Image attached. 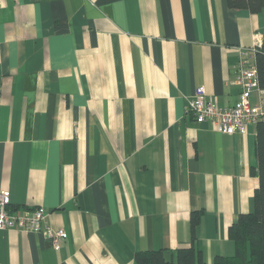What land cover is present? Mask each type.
<instances>
[{"label":"crops","instance_id":"1","mask_svg":"<svg viewBox=\"0 0 264 264\" xmlns=\"http://www.w3.org/2000/svg\"><path fill=\"white\" fill-rule=\"evenodd\" d=\"M256 43L264 9L227 0H0V193L68 233L57 251L0 229V264L235 254L229 228L259 184L257 123L224 133L186 105L199 86L234 105L239 48Z\"/></svg>","mask_w":264,"mask_h":264},{"label":"built area","instance_id":"2","mask_svg":"<svg viewBox=\"0 0 264 264\" xmlns=\"http://www.w3.org/2000/svg\"><path fill=\"white\" fill-rule=\"evenodd\" d=\"M261 43L253 47H240L239 58L235 64L233 83L240 86V98L231 106L218 105L207 97L205 86L195 90L194 97L187 102V113L199 123H211L224 133H245L251 123L264 119V103L251 102V94L260 90L256 53ZM48 212L43 206L19 212L11 207L9 191L0 193V229H23L46 235L51 246L59 251L68 233L63 227L55 228L49 224Z\"/></svg>","mask_w":264,"mask_h":264},{"label":"trees","instance_id":"3","mask_svg":"<svg viewBox=\"0 0 264 264\" xmlns=\"http://www.w3.org/2000/svg\"><path fill=\"white\" fill-rule=\"evenodd\" d=\"M227 2L232 8L248 9L253 13L264 9V0H227ZM256 65L259 86L263 92L261 101L264 103V48L262 47L258 48L256 53ZM256 156L259 184L255 190L254 210L239 214L229 228V236L236 245L235 254L217 255L208 262L201 257V251L194 247L178 250L176 259L173 252L163 248L139 251L136 254L137 262L139 264H264V119L257 123ZM194 215L195 225L198 218Z\"/></svg>","mask_w":264,"mask_h":264},{"label":"rangeland","instance_id":"4","mask_svg":"<svg viewBox=\"0 0 264 264\" xmlns=\"http://www.w3.org/2000/svg\"><path fill=\"white\" fill-rule=\"evenodd\" d=\"M259 91L261 92L262 90L260 89Z\"/></svg>","mask_w":264,"mask_h":264}]
</instances>
